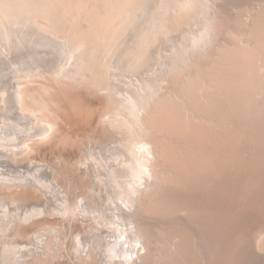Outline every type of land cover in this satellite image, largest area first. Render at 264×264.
Masks as SVG:
<instances>
[{"label":"bare ground","instance_id":"obj_1","mask_svg":"<svg viewBox=\"0 0 264 264\" xmlns=\"http://www.w3.org/2000/svg\"><path fill=\"white\" fill-rule=\"evenodd\" d=\"M247 1L239 0L238 10L241 8V12H244L249 9L250 7L247 9L246 7L250 6L252 2ZM259 1L261 2V0L257 2ZM173 2H175L174 8L170 5L168 8L171 7L172 9L166 10L168 15L164 11V15L166 14L165 16L168 17H163L162 13V19L164 18V20L158 21L159 18L156 15L159 13L160 16V12H162L158 10L159 12L156 11L155 14L157 21L154 20L156 23L152 22V25L151 23L147 25L146 31H143L145 25L141 26L143 27L142 32L138 33L134 41V45H137L136 49L138 50L132 49L135 46L131 45L129 47L131 52L128 53V58H126L127 56L125 57L126 54L124 55V53L127 52L128 48L126 49L125 44H127L130 36V33L128 36L127 32L134 21L142 17L141 15L138 17L137 13L143 9L144 0H0V31L3 32V35L5 34V37L7 36L6 39L2 37L6 41L3 40L4 43H8V38L11 37L10 34L21 31L22 25H24V27L29 26L39 30L38 33L36 31L37 34L41 31L50 36H55L58 40L63 39V44L67 48V59L59 63L54 70L47 72L48 74L42 77L43 81L40 80V84L38 83L39 79L34 77L30 82L28 81L27 85L21 86L19 91L14 92L7 86L1 89V103L7 105L10 101H13L20 116L23 118L32 116L36 119L37 124H29V135L21 143H16L13 140L18 132L7 136L6 133L1 131L0 150L3 148V153L0 154V160L7 159L9 162L20 163L26 156L34 152L38 144L52 136L51 134L58 129L57 120L60 122L69 120L68 114L61 113L55 116L54 113V115H47L44 108L39 109L37 107L38 103L35 101H38V99L36 95H32V92L35 91L40 94L42 84L46 88L51 87L53 92L68 88L74 90L77 95L91 90L105 93V105L103 110L100 111L96 123L91 124L92 121L86 122L85 125H83V122L80 123L82 124L81 130L89 136V145L84 153L87 155L88 160L86 169L90 176V184L76 198L72 200L70 194L68 195L66 189L58 182L59 180H53L50 175V177L47 176L50 172L49 167L47 169L43 167L48 165L32 162L33 170L28 169L29 171L26 172H18L13 170V167L12 170H8L6 167L8 171L4 168L0 169V264H161L163 261L169 263L166 257L170 260L172 258L177 260V258H174L176 256L174 252L177 250L176 245H178L176 244L177 239L169 237L168 231L163 232L160 227H164L165 221L164 223L163 221H161L162 223L158 222L155 217L161 205L162 195L160 193L164 191V186L169 183L168 176H170V173L162 169L161 166H172L167 162L168 160L166 161L170 156V151L165 142L166 139L164 142L161 141L165 135L162 136L163 131L159 128L156 120L159 119L158 116L162 107V91L164 92L170 82L173 83L170 80L172 79V73H175L177 69L179 71L180 68L176 66L171 70L169 65L165 64L166 68L168 66L169 69L164 72L162 65L164 73L161 74V82L164 85L161 89L158 84V87L153 84L155 82L152 81V78L149 77L147 80L143 78L140 81V86L133 88V84H131L129 87L131 91H127L129 97L125 96V99L115 93L113 78L116 71L120 69L121 71L132 69L130 72H134L136 62L140 61L144 49L149 48L154 41L159 40V36H164L166 33L171 39L172 34L168 32L172 30V32L181 31L180 28L189 23L188 20L194 21V24L203 25L206 29H203V27L200 28L202 30L200 31L195 25L196 29L192 28L194 31L198 32L199 30L202 33L205 30L206 32L203 33L208 35L212 34V30H217L218 21L223 19V15L226 14L231 17L235 15L239 18L240 11L237 12L239 14L233 13L234 11L231 13L226 4L227 0H173ZM167 4L165 3L163 6H167ZM233 6L232 8H235V3ZM159 7L162 8V6ZM251 8L250 10H252ZM165 9L166 7L162 8V10ZM249 11L244 14H248ZM249 15L252 16V14ZM151 18L153 19V14ZM225 18L228 19V17H224V20ZM139 21L142 22L140 19ZM147 21L146 19L145 23ZM186 21L187 23H185ZM191 25L189 26L190 29ZM248 27L250 28L251 25ZM243 29L246 32V29ZM188 31L190 32V30ZM17 34L15 36H18ZM193 34L191 33L192 36ZM182 35L185 39L181 38L182 40L179 43L181 48H178L177 45L179 52L184 50L182 44L188 39L190 41L192 39V43L187 41L190 44H184L185 46L188 45L187 48L192 47L191 45L194 48V44L197 43L196 48H199L203 42H208L206 38L210 36L202 37L205 38L204 41L202 40L203 42L198 40L195 43L197 40L195 39L193 42L194 38H188L187 33ZM184 35H187V37H184ZM211 37L209 41L211 40L212 44L214 38ZM178 39L176 38L177 41ZM15 43L17 44V42ZM208 43L210 44V42ZM7 45L6 47H8ZM2 46L4 47V44ZM175 46L171 47L175 50L177 49ZM3 47H0V54L4 51ZM190 47L188 52L191 58L195 53L198 56V52H195L196 48L192 50ZM202 48L204 49L205 46L202 45ZM204 50L207 51V48ZM205 51L200 52L204 55ZM173 53H176V50ZM184 53L185 50L182 54L184 55ZM115 56L118 59L117 62L114 60ZM196 62L198 61L196 60ZM196 62L195 64H197ZM186 63H189V61ZM209 63V67L214 65L211 64L210 66ZM150 64L148 63V65ZM177 64L182 66L181 63ZM173 65L175 66V64ZM200 65L199 67H201ZM183 67L185 66L183 65ZM205 68L204 71H206ZM48 81L52 83H48ZM179 86L183 87V84H179ZM175 88L173 87V90ZM179 90L178 93L180 94ZM65 95L64 103H67L65 97H69L70 92L69 95ZM173 96L176 95L173 94ZM70 99H72V96ZM40 102L47 104L46 100H40ZM61 106L60 108H63V105ZM30 121L33 120L30 119ZM35 128L39 131L33 132ZM168 136L167 134L166 137ZM171 148L173 147L171 146ZM5 149L6 152H4ZM40 168L46 171L41 172ZM27 179H30V181L37 180L40 186L32 185V188H29L31 185L29 184L30 181L29 183L25 181ZM165 181L167 182L165 183ZM163 183L165 184L163 185ZM37 193H43L47 198L45 206H33L22 210L21 206L28 200L30 195ZM181 217L177 218L181 221L183 219ZM168 224H170L169 221ZM65 231L67 232L65 233ZM69 231L71 232V238L68 240ZM151 235L153 238H151ZM159 237L160 239L164 238L163 248L157 241ZM155 238L156 240H153V243L151 240ZM262 239H264V236L258 242L259 252H264V240ZM152 243L155 246L151 245ZM69 246L71 247L70 251L68 250ZM179 249L181 250V248ZM182 252L179 254L182 255Z\"/></svg>","mask_w":264,"mask_h":264},{"label":"rangeland","instance_id":"obj_2","mask_svg":"<svg viewBox=\"0 0 264 264\" xmlns=\"http://www.w3.org/2000/svg\"><path fill=\"white\" fill-rule=\"evenodd\" d=\"M250 1L252 4L246 9L252 7L253 11L249 8L246 10H250L248 14H244L246 11L241 12V8L238 10L239 0H235V2L234 0H231V2L227 0L226 4L230 8V12L240 13V17H235V15L231 17L222 13L221 19L222 15L228 17V19L225 18L224 20L223 17V21L217 20L219 23L217 30H212V34L215 35H205L203 32L206 29L203 25L194 24V21L188 20L189 23L186 21L187 24L184 23L185 25L180 28L182 32H178L176 29L174 32H172L173 30H170L171 32L167 31L172 34H170L171 39L165 32V35L163 33L164 36H159V40L155 39L156 42L154 41L149 48L144 49L140 61L136 62L133 73L130 72L132 69L129 68H127L128 71L126 69L124 71H121V69L115 70L116 73L113 78L115 82L114 91L119 97L125 99V96L129 97L127 91H131L129 88L131 84H133V88L138 87L141 84V79L146 78L147 80L150 77L155 82L153 84L155 86L158 84L161 89L164 85L161 82L163 73L168 71L169 67L171 70L176 66L180 68L179 71L177 69L175 73H172V79H170L175 84L170 82L172 85L169 83L164 92L162 91L163 101L159 113L160 117L158 116L159 119L156 120L159 128L163 131L162 136L165 135L161 141L164 142L166 139L165 142L170 151V156L166 161L168 160L167 162L172 166H161L162 169L170 173V176H168L169 183L164 186V191L160 193L162 195L161 205L155 217L158 222L163 221L164 223L165 221L166 226L164 225L160 229L162 228L163 232L168 231L169 237L176 238V244H178L176 245L177 250L174 252L176 256L173 255L177 260L173 258L170 260L166 257L169 263L163 261L161 264H264V252L258 250V242L264 236V0H261V2H257L258 0ZM170 2L171 0H144L143 9L137 13L138 17L140 15L142 17L135 20L127 32L128 36L130 33L129 38L131 39L128 38L126 46L124 45L126 49L128 48L127 52L124 53V55L126 54L125 57L127 56L126 58H128V53L131 52L129 47L134 45L138 33L142 32L143 27L141 26L145 25L143 31H146L147 25L156 23L157 18H159L158 21L164 20V18L162 19L164 11L167 13L174 8L175 2L173 0V3ZM165 3L169 4L163 6ZM231 3L233 5L235 3L236 11L235 8H232ZM170 5L173 7L169 9ZM159 6H162L163 9L166 7V9L162 10ZM158 10L162 11L160 12L161 15L159 16L158 13L157 18H155V14L159 12ZM238 11L240 12L237 13ZM152 14L153 19L151 18ZM249 14H252L253 17ZM165 15L163 17H168ZM146 19L148 20L147 23H145ZM195 25L200 31L204 27L203 34L198 30L202 35L195 30L196 36L194 37L195 31L193 29H196ZM249 25H251L250 28ZM22 26L23 28L20 29L25 32H16L18 36L21 34L19 37L15 36V33L10 34L11 37L9 36L8 43H4V38L6 39L7 36L5 37V34L3 35V32L0 31V33L2 32L0 34V47H3L2 44L5 47H3L4 54H0V101L2 100L1 89L3 87L7 86L14 92L19 91L21 86L27 85L28 81L30 82L34 77L39 79L38 83L40 84V80L48 74L47 72L54 70L59 63L67 59V48L63 44V39L58 40L55 36H50L41 31L40 36L37 34L39 30H36V28ZM243 28H247L246 32ZM247 30L249 31L247 32ZM183 33H187L188 38H194L193 42L196 39L195 43L198 40L204 41L205 36L210 35L206 38L210 44L207 41V43L202 41L203 47L205 46L208 52L204 50L205 48H202L201 44L199 48H196L198 43L194 44V48L191 45L192 47H189L192 50L196 48L195 52H198V56L195 53L191 58L188 52L190 49L187 48L190 45L187 43V41H190L188 38L184 43L188 45L182 44V49L187 54H182L184 50L179 52L178 48H181L179 43L182 39H185ZM191 33H194L193 36ZM177 35L178 37H176ZM187 35H184V37H187ZM225 35L227 36L225 37ZM173 37L175 42L172 40ZM210 37L214 38L212 44L211 40L209 41ZM31 38L35 39L32 40ZM176 38H179L178 41ZM10 42L14 46L10 45ZM14 42H17V44H14ZM18 42H21L20 45ZM190 42L192 43V39ZM172 43L176 45L175 48L179 46L175 49L176 53H173L175 50ZM134 46L132 49L138 50L136 49L137 45ZM19 47L21 51H18ZM209 47L211 50H208ZM5 49L7 52H5ZM203 50L206 52L204 53L205 56L200 52H204ZM207 55L209 58L211 57L210 60ZM201 56L202 58H200ZM182 59L185 62L181 61ZM192 59L195 62L197 60V64L200 62L201 67L195 62L193 63L194 60ZM114 60L115 62L118 61L116 56ZM188 61L189 63H186ZM205 61L207 65H205ZM148 63L152 65H148ZM177 63H181L182 66ZM208 63L210 66L214 64V67H209ZM165 64H168L169 67L166 68ZM147 65L149 70L151 68L150 71L147 69ZM204 66H208L206 67L208 69ZM204 68L206 71H204ZM183 75L187 76L184 77ZM184 78L185 80H183ZM155 79L157 83L154 81ZM48 83L52 82L48 81ZM179 84H183V87ZM41 86L40 94L35 91L32 92V95L37 96L38 101H35L38 103L37 107L39 109L44 108L47 115H54V113L55 116L61 113L68 114L69 120H65L67 123L57 120L58 129L51 134L52 136L38 144L34 152L26 156L20 163L9 162L7 159L0 160V169L4 168L8 171L12 170L13 167V170L18 172H26L33 170L32 162L48 165L43 167L45 169L49 167L50 172L47 176H51L53 180H59L60 185L66 189L73 200L90 184V176L86 169L88 160L87 155L84 153L89 145V136L81 130L82 124L80 123L83 122V125L90 121H92L91 124L96 123V119L99 118L100 111L103 110L105 105V93L91 90L77 95L74 90L68 88L61 89L59 92L54 90L55 92H53L51 87L46 88L43 84ZM169 86L172 87L168 88ZM173 87H176L174 89L177 90L176 92ZM178 90L181 92L180 94ZM65 92H67L66 95H69L70 92L69 97L65 95ZM172 93L176 96H173ZM63 94L68 97H65L67 103H64ZM71 96L72 99H70ZM40 100H46L47 104L41 103ZM61 105H63V108H60ZM30 119L33 121L29 122ZM35 120L32 116L25 118L20 116L13 101H10L7 105L0 102V132L6 133L7 136L18 132L13 137L14 142L21 143L26 139L30 131L29 124H37ZM35 131L39 130L35 128L33 132ZM166 133L170 136H168L169 138L166 137ZM2 149L0 154L3 153ZM4 152H6V149ZM42 169L41 172L46 171ZM35 173L37 175L36 171ZM44 176L46 177V175ZM27 180L25 181L29 183L30 179ZM33 181H30L31 186L29 188H32V185L40 186L37 180ZM46 199L43 193L30 195L21 208L23 210L33 206H45ZM163 208L165 210H162ZM179 216L183 217L181 221L177 218ZM168 221L170 224H168ZM169 225L171 226L169 227ZM70 233L69 231L68 240L71 238ZM151 238H153L152 235ZM153 240L155 241L156 238L151 241ZM157 241L163 248L164 238L160 239L159 237ZM70 249L69 246L68 250L70 251ZM179 250L182 255L179 254L181 253ZM178 257H181V260Z\"/></svg>","mask_w":264,"mask_h":264}]
</instances>
